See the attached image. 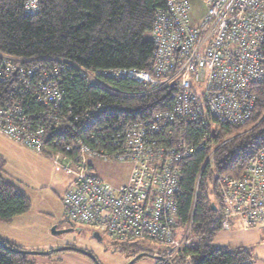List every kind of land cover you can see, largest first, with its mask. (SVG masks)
<instances>
[{"label": "built area", "instance_id": "obj_1", "mask_svg": "<svg viewBox=\"0 0 264 264\" xmlns=\"http://www.w3.org/2000/svg\"><path fill=\"white\" fill-rule=\"evenodd\" d=\"M34 1L33 6L25 4L26 14L36 11ZM189 2L165 0V8L156 12L147 71H91L65 61H60L61 67L42 69L19 58L0 57L2 80L17 90L9 103H0V134L40 154L47 152L54 171L70 177L62 197L67 222L88 227L121 249L153 251L164 264L191 261L186 250L192 239L179 237L183 226L176 197L182 168L197 152H206L195 178L196 194L214 153L237 136L217 141L222 128L245 127L258 112L257 92L264 86V0H202L206 11L200 20L191 15ZM68 66L87 85L110 95L164 94L162 107L166 108L142 120L122 118L106 149L75 139L65 151H49L43 130L31 126L34 119L29 120L25 102L32 97L41 108L59 109L63 97L57 79ZM34 77L37 83L31 87ZM106 79H128L142 91L121 93L107 85ZM27 88L29 93L24 92ZM110 111L108 104L98 103L85 114L86 128L102 132L99 124L112 118ZM179 116L180 122L175 120ZM36 119L51 122L53 117L51 111L43 110ZM192 120L195 125L190 124ZM170 121L174 125L169 128ZM191 128L198 133L195 143ZM90 158L129 165L128 180L120 186L111 184L97 173ZM213 178L221 230L264 227V147L254 153L238 178ZM186 225L183 228L191 222Z\"/></svg>", "mask_w": 264, "mask_h": 264}, {"label": "trees", "instance_id": "obj_2", "mask_svg": "<svg viewBox=\"0 0 264 264\" xmlns=\"http://www.w3.org/2000/svg\"><path fill=\"white\" fill-rule=\"evenodd\" d=\"M38 4V10L29 15L24 12V0H0V57L32 59V64L40 65L42 69L61 67L60 61H65L91 71H147L154 47L151 40H144V35L150 32L156 12L165 8V0H38ZM67 69L57 79L63 97L59 109L54 106L41 108L32 97L26 98L25 102L29 120L34 119L31 126L43 130L49 151H65L75 139L90 147L106 149L109 137L115 134L114 126L122 118L142 120L162 108L164 94L151 97L110 95L79 79L73 67ZM103 81L127 95L142 91L128 79ZM32 82L31 87L37 83V78L34 77ZM34 90L35 87L31 92ZM16 92V87L0 76V103H9L8 99L15 97ZM24 92L29 93L28 88ZM257 95L259 111L245 127L222 128L223 133L217 141H223L229 135L237 136L214 153L210 165L203 171L196 194L195 178L206 152H197L182 168L176 199L180 224L191 222L193 241L186 250L191 259L189 264H253L250 250L214 244L221 228L213 175L238 178L254 153L264 147V119L260 121L264 110V86L258 89ZM24 100L19 101L23 103ZM98 103L108 104L113 115L99 124L100 128L104 127L100 133L87 129L84 120L85 114ZM43 110L51 111V122L35 120ZM75 117L79 119L74 121ZM244 128L247 129L245 133L240 132ZM79 131L85 133L79 134ZM188 131L195 143L197 131ZM91 133L94 134L92 140ZM44 155L48 153L44 152ZM1 170L2 164L0 222L8 223L27 212L30 202L18 186L3 178ZM3 243L6 246L0 244V264H33L28 256L13 251V245ZM126 250L129 249L119 251L135 252ZM178 264L188 263L180 259Z\"/></svg>", "mask_w": 264, "mask_h": 264}, {"label": "rangeland", "instance_id": "obj_3", "mask_svg": "<svg viewBox=\"0 0 264 264\" xmlns=\"http://www.w3.org/2000/svg\"><path fill=\"white\" fill-rule=\"evenodd\" d=\"M27 2L28 7L35 4L34 0H24L25 4ZM36 4L37 11L38 0H36ZM189 6L191 15L195 19L200 20L204 16L206 7L202 0H191ZM144 40H151L150 32L145 33ZM19 59L32 64V59ZM163 101L164 99L161 100V106ZM38 104L41 107V104ZM164 108L166 106L160 110ZM260 116H264V110ZM180 118L181 116L176 117L175 120L177 119L180 122ZM195 123L193 120L190 122L191 125H195ZM173 125L170 121L167 127L170 128ZM190 130H194V128ZM246 130L244 128L240 132ZM90 161L91 164L95 165L97 173L111 184L120 186L128 180L129 165L114 161H98L96 158H90ZM0 164H2L3 178L18 186L30 202L27 212L14 218L11 222H0V240L13 245L16 250L22 252L49 253L47 256H28L33 264H93L91 259L79 253L72 251L51 252L64 246L86 250L87 248H84V246L87 245L90 248L88 252L91 251L90 253L95 255L99 264H126L135 255L142 253L137 251L134 254L125 251L120 252L121 248L113 246L112 242L104 235H101V240L95 241L88 237L91 232L90 228L73 226L72 223L67 222L63 216L62 197L70 177L54 171L50 156L40 154L10 140L8 141L3 135H0ZM181 226L186 227L187 225L181 224ZM183 227H181L182 231L179 233V237L189 238L193 241L191 226ZM69 228H72L73 231L65 234L52 232V229L60 232ZM233 228L235 229L232 230ZM233 228H230V231L221 230L216 235L214 244L234 249L241 246L240 241L250 239L252 232H245L247 230L239 226ZM258 229H262L264 232V227L260 226ZM144 248L150 249L149 247ZM247 248L251 251L252 262L255 261L257 264H261L257 259V255L264 251V237L258 246ZM126 251L132 252L130 250ZM143 252L152 258H143L134 264H164L161 257H156L153 251L152 253ZM262 264H264L263 260Z\"/></svg>", "mask_w": 264, "mask_h": 264}, {"label": "water", "instance_id": "obj_4", "mask_svg": "<svg viewBox=\"0 0 264 264\" xmlns=\"http://www.w3.org/2000/svg\"><path fill=\"white\" fill-rule=\"evenodd\" d=\"M212 209L216 210V207L214 205H212ZM52 232L53 233H58V234H63V233L65 234V233L72 232V229H66V230L60 231V232H57V231H55V229H52ZM94 237L99 239L97 234H94ZM0 244L6 246L2 241H0ZM13 251L22 253V254H24L26 256H40V255L41 256H47L49 254L48 252H43V253H41V252H39V253H36V252L29 253V252H25V251L22 252V251H19V250H16V249H13ZM62 251H72V252H75V253H79L81 255H84V256L88 257L94 263L99 264L97 259H96V257L92 253H90V252H88L86 250L80 249V248H75L73 246L59 247V248H56L55 250H53L51 252H62ZM143 258H152V257L150 255H148V254L140 253V254L135 255L126 264H134L136 261L141 260Z\"/></svg>", "mask_w": 264, "mask_h": 264}, {"label": "crops", "instance_id": "obj_5", "mask_svg": "<svg viewBox=\"0 0 264 264\" xmlns=\"http://www.w3.org/2000/svg\"><path fill=\"white\" fill-rule=\"evenodd\" d=\"M1 135V134H0ZM6 138V137H5ZM6 140H8L7 138H6ZM9 141V140H8ZM47 156H49V155H47ZM101 176V175H100ZM104 178V177H103ZM71 180V179H70ZM70 180L68 181V183H67V186H66V189H67V187H68V185H69V183H70ZM65 189V190H66ZM65 192V191H64ZM73 227V226H72ZM71 229V228H70ZM235 228H233L232 230H234ZM230 231V230H229ZM245 232H252L251 233V235H250V239L249 240H242V241H240V245L241 246H238L237 248H239V247H242V248H245V249H248L247 247H255V246H258L259 244H260V242H262V239H263V237H264V232H263V230L262 229H258V228H256V229H251L250 231L249 230H247V231H245ZM90 234V236L95 240V241H99V240H101V239H97V238H95L94 236H92V235H94L92 232H90L89 233ZM98 238H99V236H98ZM59 248V247H58ZM95 256V255H94ZM257 259H259V263H261L262 264V260L264 261V251H262L260 254H258L257 255ZM253 264H257V262H255V261H253Z\"/></svg>", "mask_w": 264, "mask_h": 264}, {"label": "flooded vegetation", "instance_id": "obj_6", "mask_svg": "<svg viewBox=\"0 0 264 264\" xmlns=\"http://www.w3.org/2000/svg\"><path fill=\"white\" fill-rule=\"evenodd\" d=\"M70 229V228H69ZM72 229V228H71ZM72 231H73V229H72ZM92 236H94V235H92ZM88 237H90V239H93L91 236H90V234H88ZM94 240V239H93ZM84 248H87L86 250L88 251L90 248L86 245V246H84ZM91 252V251H90ZM94 255V254H93ZM93 264H96V263H94L93 261H91Z\"/></svg>", "mask_w": 264, "mask_h": 264}, {"label": "clouds", "instance_id": "obj_7", "mask_svg": "<svg viewBox=\"0 0 264 264\" xmlns=\"http://www.w3.org/2000/svg\"><path fill=\"white\" fill-rule=\"evenodd\" d=\"M95 234V233H94ZM99 236V235H98ZM99 239H100V236H99Z\"/></svg>", "mask_w": 264, "mask_h": 264}]
</instances>
